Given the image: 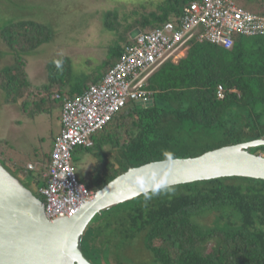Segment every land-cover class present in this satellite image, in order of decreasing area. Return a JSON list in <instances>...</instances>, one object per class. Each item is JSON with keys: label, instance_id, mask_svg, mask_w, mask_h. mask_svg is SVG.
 Segmentation results:
<instances>
[{"label": "trees", "instance_id": "obj_1", "mask_svg": "<svg viewBox=\"0 0 264 264\" xmlns=\"http://www.w3.org/2000/svg\"><path fill=\"white\" fill-rule=\"evenodd\" d=\"M152 1L150 11L141 13L126 32L176 22L193 0ZM250 1L258 3L254 10L264 13V0ZM53 36L51 25L30 19L0 27V43L6 45L2 51L13 58L0 67V106L20 105L22 119L53 117L59 111L56 119L62 129L64 101L98 83L134 40L123 36L122 43L110 46L102 63L80 79L73 78L69 56L45 60L47 80L34 85L24 55ZM233 38L230 48L191 39L182 57L157 67L146 86L152 102L129 101L94 136L92 146L74 148L78 179L96 192L131 167L264 138V35L237 33ZM220 85L223 98L217 94ZM22 119L10 123L19 126ZM60 132L52 136L51 150L37 154L39 166L33 160L32 167L10 164L2 153L7 143H0V159L27 187L31 189L19 173L29 175L40 189L48 183L51 153ZM206 135L211 138L202 141ZM249 151L264 155V144ZM81 168L90 173V181L78 174ZM39 189L35 194L44 200ZM148 195L150 199L141 194L95 215L82 240L91 262L264 264V179L223 176L171 185Z\"/></svg>", "mask_w": 264, "mask_h": 264}, {"label": "built area", "instance_id": "obj_2", "mask_svg": "<svg viewBox=\"0 0 264 264\" xmlns=\"http://www.w3.org/2000/svg\"><path fill=\"white\" fill-rule=\"evenodd\" d=\"M168 32L170 34H168ZM264 35V13L240 6L236 0H193L182 16L138 33L120 60L84 93L66 99L62 130L51 153L48 183L40 187L50 219L74 216L94 195L82 183L72 163L77 146H92L94 136L129 101L152 102L146 86L150 75L169 58H179L191 39L232 47L233 36ZM218 97L225 96L219 86Z\"/></svg>", "mask_w": 264, "mask_h": 264}, {"label": "water", "instance_id": "obj_3", "mask_svg": "<svg viewBox=\"0 0 264 264\" xmlns=\"http://www.w3.org/2000/svg\"><path fill=\"white\" fill-rule=\"evenodd\" d=\"M262 144L264 138L131 167L98 189L74 216L55 219L46 215L44 200L0 159V264H94L82 240L96 214L144 194L155 179L170 186L233 175L264 179V155L249 151ZM137 176L146 182L144 191L134 182Z\"/></svg>", "mask_w": 264, "mask_h": 264}, {"label": "rangeland", "instance_id": "obj_4", "mask_svg": "<svg viewBox=\"0 0 264 264\" xmlns=\"http://www.w3.org/2000/svg\"><path fill=\"white\" fill-rule=\"evenodd\" d=\"M236 1L246 9H258L256 2ZM153 4L152 0H0V27L12 20L30 19L47 23L54 28V36L49 42L24 55L28 60L27 72L35 82L34 85L43 84L47 80L45 60L64 55L71 58L73 78L80 79L92 73L102 63L110 46L122 43L123 36L132 38L138 27H132L127 32L126 27L133 24L141 13L149 12ZM132 10L136 12L131 13ZM1 43L0 67L12 62L9 53L2 51L6 50V45ZM183 52L186 53V48ZM19 106H0V143L11 146L3 147L4 151L0 149V152L10 164L22 162L28 163L29 167L35 163L39 166L37 154L41 149H52V136L59 131V122L55 116L47 115L34 120L22 119ZM10 118L14 121L21 118V125L11 124ZM209 138L211 135H206L201 140ZM110 154L114 155V152ZM80 170L78 174L81 173L85 180L90 181V173H86L83 168ZM19 174L38 194V185L32 178Z\"/></svg>", "mask_w": 264, "mask_h": 264}, {"label": "clouds", "instance_id": "obj_5", "mask_svg": "<svg viewBox=\"0 0 264 264\" xmlns=\"http://www.w3.org/2000/svg\"><path fill=\"white\" fill-rule=\"evenodd\" d=\"M139 33V31H138ZM134 40V39H133ZM143 176L134 177V182H137L141 188V191H144L146 188V182H143ZM171 186L163 179H155L152 182V186L147 188V191H144L145 198L150 199L151 197L148 195V192H151L153 195L159 194L161 191H166Z\"/></svg>", "mask_w": 264, "mask_h": 264}, {"label": "crops", "instance_id": "obj_6", "mask_svg": "<svg viewBox=\"0 0 264 264\" xmlns=\"http://www.w3.org/2000/svg\"><path fill=\"white\" fill-rule=\"evenodd\" d=\"M138 30H139V28H137L136 30H135V32H134V35L132 36V38L131 39H134V37H136V35L138 34ZM131 37V36H130ZM57 115H55V117H58L59 115H60V112L58 111L57 113H56ZM36 119V118H35ZM26 120H29V119H26ZM32 120H34V119H32ZM11 121V123L13 122V119L12 118H10V120H9V122ZM59 122V131H56V132H60V130H62L61 129V123H60V120L58 121Z\"/></svg>", "mask_w": 264, "mask_h": 264}, {"label": "bare ground", "instance_id": "obj_7", "mask_svg": "<svg viewBox=\"0 0 264 264\" xmlns=\"http://www.w3.org/2000/svg\"><path fill=\"white\" fill-rule=\"evenodd\" d=\"M141 31H142V30L139 29V33H140ZM134 39H135V37H134ZM183 54H185V53H183ZM182 56H183V55H182ZM182 56H181V57H182ZM173 58H174V57H173ZM94 193H95V192H94ZM93 199H94V195L91 197L90 200L92 201ZM85 212H86V210L83 212V215H84ZM83 215H82V216H83Z\"/></svg>", "mask_w": 264, "mask_h": 264}]
</instances>
